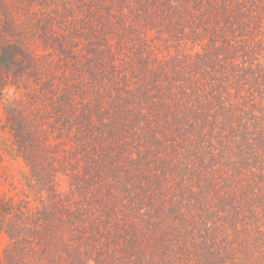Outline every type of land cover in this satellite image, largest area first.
I'll return each mask as SVG.
<instances>
[{
    "label": "trees",
    "instance_id": "16d2710c",
    "mask_svg": "<svg viewBox=\"0 0 264 264\" xmlns=\"http://www.w3.org/2000/svg\"><path fill=\"white\" fill-rule=\"evenodd\" d=\"M8 87L0 264H264V0H0Z\"/></svg>",
    "mask_w": 264,
    "mask_h": 264
},
{
    "label": "rangeland",
    "instance_id": "374dc122",
    "mask_svg": "<svg viewBox=\"0 0 264 264\" xmlns=\"http://www.w3.org/2000/svg\"><path fill=\"white\" fill-rule=\"evenodd\" d=\"M20 91L8 87L0 91V198L14 204L23 202L31 209L40 203L39 195L30 176L28 166L17 155L5 122L4 103L18 99ZM62 188L64 184H62ZM14 220V214H0V256L8 246L10 239L6 233L8 224Z\"/></svg>",
    "mask_w": 264,
    "mask_h": 264
}]
</instances>
